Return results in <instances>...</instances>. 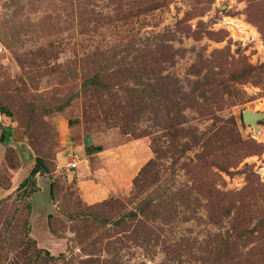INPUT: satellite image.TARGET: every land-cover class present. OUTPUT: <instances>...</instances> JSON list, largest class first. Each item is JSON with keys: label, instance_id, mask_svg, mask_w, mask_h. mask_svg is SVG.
Instances as JSON below:
<instances>
[{"label": "rangeland", "instance_id": "obj_1", "mask_svg": "<svg viewBox=\"0 0 264 264\" xmlns=\"http://www.w3.org/2000/svg\"><path fill=\"white\" fill-rule=\"evenodd\" d=\"M0 106V264H264V0H0Z\"/></svg>", "mask_w": 264, "mask_h": 264}, {"label": "trees", "instance_id": "obj_2", "mask_svg": "<svg viewBox=\"0 0 264 264\" xmlns=\"http://www.w3.org/2000/svg\"><path fill=\"white\" fill-rule=\"evenodd\" d=\"M0 112L5 113V110L2 106H0ZM10 137V129L7 126H3L1 125L0 128V140L5 142L6 140H8ZM38 160H40L39 158L36 160L35 165L31 168L30 172H29V179H33V176L39 171V162Z\"/></svg>", "mask_w": 264, "mask_h": 264}, {"label": "water", "instance_id": "obj_3", "mask_svg": "<svg viewBox=\"0 0 264 264\" xmlns=\"http://www.w3.org/2000/svg\"><path fill=\"white\" fill-rule=\"evenodd\" d=\"M257 117H259L258 114H254L250 111H244L243 112V120L244 121L254 122Z\"/></svg>", "mask_w": 264, "mask_h": 264}, {"label": "built area", "instance_id": "obj_4", "mask_svg": "<svg viewBox=\"0 0 264 264\" xmlns=\"http://www.w3.org/2000/svg\"><path fill=\"white\" fill-rule=\"evenodd\" d=\"M76 165H77V162H72V163L70 164L71 167H76Z\"/></svg>", "mask_w": 264, "mask_h": 264}]
</instances>
